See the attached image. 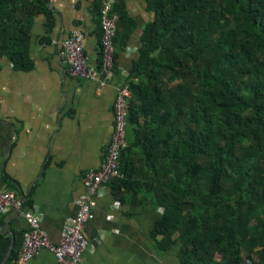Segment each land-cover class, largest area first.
I'll return each mask as SVG.
<instances>
[{"label":"trees","instance_id":"16d2710c","mask_svg":"<svg viewBox=\"0 0 264 264\" xmlns=\"http://www.w3.org/2000/svg\"><path fill=\"white\" fill-rule=\"evenodd\" d=\"M143 1L154 18L125 84L127 148L111 194L153 209L150 241L180 264H264V0ZM94 4L101 69L102 0ZM113 12L117 74L137 22L122 3ZM42 14L51 27L49 0H0V63L33 68L31 35ZM10 246L0 233V264Z\"/></svg>","mask_w":264,"mask_h":264},{"label":"crops","instance_id":"0c3cea01","mask_svg":"<svg viewBox=\"0 0 264 264\" xmlns=\"http://www.w3.org/2000/svg\"><path fill=\"white\" fill-rule=\"evenodd\" d=\"M114 1L126 6L137 28L119 49L117 74L104 85L72 76L62 56V43L81 30L85 54L98 68L102 45L94 0H49L54 24L50 27L44 14L35 19L33 68L17 71L8 59L0 63V189L27 199L31 207L24 205L25 212L38 215L55 243L66 219L77 214L83 177L101 167L114 131L118 90L139 58L143 28L154 18L143 0ZM95 201V218L84 229L91 247L80 264H180L175 252L159 254L150 241L157 218L152 208L121 205L108 185ZM27 228L15 210L0 216V233L11 238L10 249H21ZM28 264L57 263L42 251Z\"/></svg>","mask_w":264,"mask_h":264},{"label":"built area","instance_id":"2783aa9c","mask_svg":"<svg viewBox=\"0 0 264 264\" xmlns=\"http://www.w3.org/2000/svg\"><path fill=\"white\" fill-rule=\"evenodd\" d=\"M114 5V0L102 1L103 57L101 69L93 66L85 54V35L81 30H74L62 43V56L72 76L102 85L113 77L114 59L117 53L115 37L120 20L113 12ZM130 97H132V92L129 85H122L114 103L115 121L112 140L107 147L101 167L88 171L83 177L85 191L76 199L77 214L75 217L66 219L57 243L53 242L41 228L38 215L25 212L22 197L12 190L0 189V216L15 210L28 224L23 236V246L15 264H28L42 251L53 254L57 264L81 263L83 255L91 247L84 229L95 218V198L104 186L122 176L119 159L122 150L127 148L126 125Z\"/></svg>","mask_w":264,"mask_h":264},{"label":"water","instance_id":"95a60500","mask_svg":"<svg viewBox=\"0 0 264 264\" xmlns=\"http://www.w3.org/2000/svg\"><path fill=\"white\" fill-rule=\"evenodd\" d=\"M11 250H12V248L9 250V254H8V256L6 257V259L3 261V264H5L6 261H7V259L9 258V255H10V253H11Z\"/></svg>","mask_w":264,"mask_h":264},{"label":"rangeland","instance_id":"374dc122","mask_svg":"<svg viewBox=\"0 0 264 264\" xmlns=\"http://www.w3.org/2000/svg\"><path fill=\"white\" fill-rule=\"evenodd\" d=\"M154 223V222H153Z\"/></svg>","mask_w":264,"mask_h":264}]
</instances>
